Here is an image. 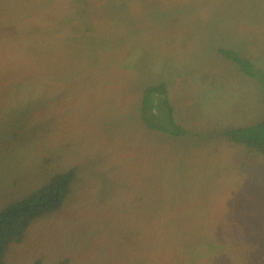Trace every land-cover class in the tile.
<instances>
[{
	"label": "rangeland",
	"instance_id": "1",
	"mask_svg": "<svg viewBox=\"0 0 264 264\" xmlns=\"http://www.w3.org/2000/svg\"><path fill=\"white\" fill-rule=\"evenodd\" d=\"M219 50L264 73V0H0V212L77 169L5 264H264V158L221 136L264 88ZM162 85L189 135L143 123Z\"/></svg>",
	"mask_w": 264,
	"mask_h": 264
},
{
	"label": "trees",
	"instance_id": "2",
	"mask_svg": "<svg viewBox=\"0 0 264 264\" xmlns=\"http://www.w3.org/2000/svg\"><path fill=\"white\" fill-rule=\"evenodd\" d=\"M219 53L233 64L240 74L259 80L264 88V73L258 71L252 61L234 50H219ZM158 108H163L165 111L162 118L166 115V126L159 122L162 120L156 115ZM174 110L164 85L150 87L145 91L141 117L147 128L176 137L189 135V132L176 122ZM221 136H224L230 143L243 146L248 154L264 158V117L257 125L228 128L223 131ZM76 180V168L57 173L46 185L33 191L22 200L10 204L0 212V264H5L10 246L19 244L25 239L27 231L34 221L62 209ZM174 240L179 241L181 248L191 244L185 238V232H173L169 243Z\"/></svg>",
	"mask_w": 264,
	"mask_h": 264
}]
</instances>
